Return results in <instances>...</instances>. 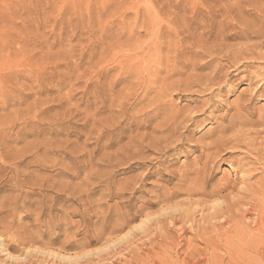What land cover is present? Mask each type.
<instances>
[{
    "label": "rangeland",
    "instance_id": "rangeland-1",
    "mask_svg": "<svg viewBox=\"0 0 264 264\" xmlns=\"http://www.w3.org/2000/svg\"><path fill=\"white\" fill-rule=\"evenodd\" d=\"M0 237L264 264V0H0Z\"/></svg>",
    "mask_w": 264,
    "mask_h": 264
},
{
    "label": "bare ground",
    "instance_id": "bare-ground-1",
    "mask_svg": "<svg viewBox=\"0 0 264 264\" xmlns=\"http://www.w3.org/2000/svg\"><path fill=\"white\" fill-rule=\"evenodd\" d=\"M217 73V72H216ZM215 78H212V80H214ZM160 108V107H159ZM162 109V108H161ZM166 117H168V116H166ZM172 119H174V118H172ZM167 120V119H166ZM169 120H170V117H169ZM228 127L229 126H227V129H228ZM223 128H225V127H223ZM225 130V129H224ZM223 130V131H224ZM241 132V131H240ZM245 136V135H244ZM221 137V136H220ZM220 137H218V138H220ZM235 137V136H234ZM218 138H217V140H218ZM235 143V141H231V140H229V139H225V138H223V136H222V138H220L218 141H217V143L215 144L214 142L212 143L214 146L212 147V149H216V150H220V149H222V148H226V149H229V145H231V144H234ZM229 151V150H228ZM223 154V153H222ZM261 158V157H260ZM42 188V187H41ZM222 191V190H221ZM202 192V191H201ZM225 204H226V201H222V200H218L216 203L214 202V206H217V207H219V209H222L224 206H225ZM213 205H212V207H213ZM251 205V204H250ZM226 208H228V207H226ZM226 208H224L225 209V212L227 211L226 210ZM174 210V209H173ZM217 210V209H216ZM166 212V214L168 215H170L171 213H169L168 211H165ZM173 213L175 212V213H177L178 212V210H174V211H172ZM224 212V213H225ZM174 213V214H175ZM226 214V213H225ZM224 214V215H225ZM179 215V214H178ZM171 216V215H170ZM171 218H173V216L171 217ZM153 219H151V218H147L146 220H144L139 226H134V227H131L130 229H129V231H128V233L125 235V236H123V237H121L120 239H118L117 241H115L114 242V244H111V245H113L114 246V248L119 244L120 245V243H122L123 241H125L126 239H132L133 238V235H134V233H140L139 231H141V230H143L144 229V227L147 225V224H149L148 222H151ZM176 226V225H175ZM9 227H11L10 225H9ZM181 228V227H180ZM178 229V228H177ZM3 239V238H2ZM1 239V237H0V255L2 254L3 255V257L0 259V264H39L38 262H40V259L41 258H39L40 256L39 255H37L38 256V258H37V260H36V258L34 259V257H35V254H36V252H38V253H40V255L42 256V257H49L48 259L50 260V257H52V260H54L55 261V264H63V262H65V261H68V262H71L72 264H75L76 263V261H78V260H82L83 258H85L86 257V254H85V256H83V257H80V256H78V257H72V256H68V255H63L62 253H60V251L59 252H56L57 251V249H55V248H53V249H55V250H52V248H50V249H45V250H41L40 248L39 249H33L32 251H34V253L35 254H33L34 255V257H31L32 255H30L31 253H33L32 251H28L29 249H27L26 251H25V254H23V255H14L13 253H11V252H9V249H7V246L5 247V245H4V239L2 240ZM52 243V242H51ZM28 245H29V243H27ZM52 245V244H51ZM54 245V244H53ZM111 245H108L107 247H106V249L107 250H110V249H114V248H112L113 246H111ZM9 247V246H8ZM31 247V249H32V246H30ZM29 248V247H28ZM38 248V247H37ZM58 250H60V249H58ZM31 252V253H30ZM88 257V256H87ZM44 260V264H51V262H49V260H46L45 258L43 259ZM46 260V261H45ZM49 263H48V262ZM51 261V260H50ZM41 262H42V260H41ZM41 262H40V264H41ZM53 262V261H52ZM66 263V262H65ZM70 264V263H69ZM86 264V263H85Z\"/></svg>",
    "mask_w": 264,
    "mask_h": 264
}]
</instances>
